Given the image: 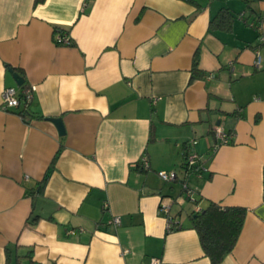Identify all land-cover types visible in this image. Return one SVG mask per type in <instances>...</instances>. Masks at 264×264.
Listing matches in <instances>:
<instances>
[{
  "label": "crops",
  "instance_id": "crops-1",
  "mask_svg": "<svg viewBox=\"0 0 264 264\" xmlns=\"http://www.w3.org/2000/svg\"><path fill=\"white\" fill-rule=\"evenodd\" d=\"M13 73L32 99L6 111ZM208 200L246 209L220 264H264L262 0H0V264H211L189 221Z\"/></svg>",
  "mask_w": 264,
  "mask_h": 264
},
{
  "label": "trees",
  "instance_id": "trees-1",
  "mask_svg": "<svg viewBox=\"0 0 264 264\" xmlns=\"http://www.w3.org/2000/svg\"><path fill=\"white\" fill-rule=\"evenodd\" d=\"M42 0H34L35 3L40 2ZM216 19L225 23V25H230L231 20L233 19L232 13L229 12L228 9H221ZM213 22V21H211ZM210 22V23H211ZM55 32L60 33V35L67 33V31L63 28L56 27ZM68 34V33H67ZM68 45H74V41L69 38ZM54 41L56 44H61L60 41L56 40L54 37ZM198 65V52H195L193 57V66L192 73L189 81H192L196 75ZM11 69H16L11 67ZM19 74V73H18ZM22 88V92L27 88L24 82L20 85ZM23 116L21 111L19 112ZM188 146H186V151L184 153L183 163L181 164L182 168L189 173L190 171H195L192 169H196L198 163L194 164L191 168H187V156L190 152H188ZM47 176H45L41 181V188L43 187ZM178 177L176 176L172 182H176ZM181 190L183 191L182 184L186 180H181ZM197 199L195 197V203ZM246 214V209L241 206H221L216 202L208 200L206 205L198 211H192L189 214L190 226L196 230L198 234V238L200 241V245L204 254L209 258L211 264H220L223 258L231 252L233 249L239 233L242 228V224L244 221V217ZM38 218L37 215L32 216L28 221L30 223H34ZM6 250V264L10 263V252L8 247ZM15 264H18L16 261ZM31 264H40L34 263L32 261Z\"/></svg>",
  "mask_w": 264,
  "mask_h": 264
},
{
  "label": "built area",
  "instance_id": "built-area-1",
  "mask_svg": "<svg viewBox=\"0 0 264 264\" xmlns=\"http://www.w3.org/2000/svg\"><path fill=\"white\" fill-rule=\"evenodd\" d=\"M264 2V0H262ZM56 40L60 41L61 44L68 45L69 43V36L67 33H64L60 35V33H55ZM260 63V55L258 52H256V57L254 61V65L259 66ZM32 92L33 87H27L23 92H19L15 87L9 86L5 87L1 92V108L10 111L14 109H18L20 106H23L24 108L28 105L29 101L32 99ZM22 115V114H21ZM216 134L220 138L221 143H228L230 136L227 133H224L220 128H216ZM191 143H194L192 141ZM198 161V156L195 153H189L187 156V168H191L196 162ZM141 166L143 169L149 168V162L146 157L141 158ZM158 177L164 181H172L177 176V173L174 171H158L157 172ZM183 192L191 202L195 203V196L193 190L187 185L186 181L182 184ZM106 206V204L104 205ZM162 209L167 212L168 211V205L162 204ZM200 210L199 208H196V211ZM114 224H119L120 219L119 217L115 216L111 220ZM155 263L158 262V260H154ZM153 262V263H154Z\"/></svg>",
  "mask_w": 264,
  "mask_h": 264
},
{
  "label": "water",
  "instance_id": "water-1",
  "mask_svg": "<svg viewBox=\"0 0 264 264\" xmlns=\"http://www.w3.org/2000/svg\"><path fill=\"white\" fill-rule=\"evenodd\" d=\"M13 78L18 86H20L23 82L24 79L21 77L18 73H13ZM58 127L59 133L61 135L64 134V128L62 126V122L60 118H50Z\"/></svg>",
  "mask_w": 264,
  "mask_h": 264
}]
</instances>
